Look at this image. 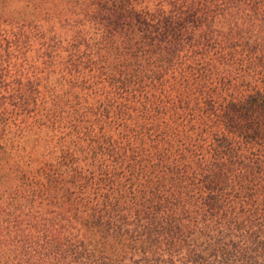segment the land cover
Listing matches in <instances>:
<instances>
[{
    "label": "trees",
    "instance_id": "16d2710c",
    "mask_svg": "<svg viewBox=\"0 0 264 264\" xmlns=\"http://www.w3.org/2000/svg\"><path fill=\"white\" fill-rule=\"evenodd\" d=\"M84 3L89 0H0V24H22L48 43L62 39L67 26L76 28L101 75L145 117L161 112L160 96L168 92L160 84L182 51L207 57L205 75L222 93L242 92L227 86L231 54L264 66V0L186 6L191 27L182 32L180 26L172 40L164 28V43L150 48L128 46L120 21H93ZM4 59L0 53V264H264V236L257 232L246 233V247L231 238L196 242L197 220L180 201L143 185L135 197L143 183L123 179L133 173L138 180L148 168L131 156V129L119 126L107 135L88 126L77 81L48 69L42 79L19 75L12 85ZM245 97L252 125L246 139L264 146V89L256 73L246 71ZM236 104L216 110L205 98L193 106L180 100L177 107L196 129L201 114H221L229 125L228 107ZM109 109L108 101L98 107L106 115ZM211 130L205 136L212 156L193 181L208 215L219 218L229 177L218 157L234 144Z\"/></svg>",
    "mask_w": 264,
    "mask_h": 264
},
{
    "label": "rangeland",
    "instance_id": "374dc122",
    "mask_svg": "<svg viewBox=\"0 0 264 264\" xmlns=\"http://www.w3.org/2000/svg\"><path fill=\"white\" fill-rule=\"evenodd\" d=\"M204 1L89 0L88 5L84 3L82 8H86L93 21H120L131 48H150L164 43L160 31L166 27L171 40L175 39L180 26H184L181 30L186 32L193 17L185 10L186 6ZM201 16L197 15V21ZM64 31L62 39L48 43L27 26L1 23L0 53L9 69L5 81L16 85L19 75L24 79H42L48 69L77 81L87 99L81 108L88 126L102 128L107 135L113 134L119 126L131 129V156L134 161L145 163L148 175L136 180L133 173H128L123 183H143L134 185L135 197L139 196L137 187L143 185L180 201L181 207L197 220L198 231L192 237L194 241L231 238L246 247L250 241L246 233L253 231L260 237L264 236V146L246 139V127L251 129L252 125L247 123L245 99L246 71L256 73L259 85L264 89V66L250 64L245 53L231 54L230 65L234 76L227 86L242 92L222 93L216 89L217 83L209 81L205 75L207 57L182 51L160 84L167 89L166 94L168 92L166 96H160L161 112L145 117L137 109L129 108L130 98L117 91L101 75L95 57L90 54L82 37L78 36V30L70 25ZM98 32L101 34L100 27ZM205 98L214 102L216 110L219 104L240 100L239 105L228 107L229 125L222 121L221 114L210 118L201 114L196 116L198 127L193 129L180 117L177 107L180 100L193 106ZM102 101L110 102L108 115L98 111ZM211 127H214L213 130ZM206 129L211 130L209 134L227 135L234 144L230 152L218 157L229 177L219 218L208 215L202 204L203 191L193 181L212 156L211 139L205 136L208 133ZM159 181H164L166 185H158ZM146 193L151 195L148 190ZM205 227L208 228L207 233H201Z\"/></svg>",
    "mask_w": 264,
    "mask_h": 264
}]
</instances>
